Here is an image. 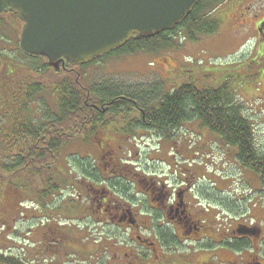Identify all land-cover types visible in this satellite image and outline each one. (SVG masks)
Segmentation results:
<instances>
[{"label": "rangeland", "instance_id": "rangeland-1", "mask_svg": "<svg viewBox=\"0 0 264 264\" xmlns=\"http://www.w3.org/2000/svg\"><path fill=\"white\" fill-rule=\"evenodd\" d=\"M217 12H219L218 16H222L221 25L214 35L199 37L193 42L184 40L183 35L173 36L175 46L161 49L156 53L140 51L128 55H113L85 67L73 66L68 75L60 72L53 75L48 72L45 73L46 87H48L47 83L55 86V83H60L63 79L71 80V83L75 80L83 91L85 88L91 89L95 85L103 86L106 83H113L128 92L157 86L161 90L160 97H162L190 79L197 86L207 88L226 85L235 95L234 101L244 106L243 113L252 124L254 143L259 151L264 152V34L258 40L255 30L264 21V0L253 2L229 0L226 4L220 5ZM243 13H246L244 19H239V14ZM3 23L5 22L1 21V24ZM0 28L5 32L1 35L7 40L6 43L0 41L1 56L4 60L18 63L22 58L15 52L17 33L1 26ZM8 86L0 87L1 102L8 105L5 107L0 103V144L6 135L3 128L10 118L8 114L11 116L12 111L16 112L11 130L14 128L13 125H18L22 121V117H26L25 112L18 110L19 105L11 101L13 94L11 95L10 92L16 87L12 85L8 89ZM21 93H16V96H21ZM57 100L58 95L56 96L52 89L46 90L42 101L44 107L36 105L33 108L34 104L31 108L34 109L36 117L40 118L46 111H55ZM34 122L36 123L37 120ZM114 137L115 135L109 131V139H111L109 141L113 144ZM129 140L128 143L123 144L124 147H121L123 168L127 171L131 170L126 168L130 167L129 165L137 168L139 167L137 165H143L147 157L148 165L153 166L152 162L149 163L152 156L155 157L151 152L159 146V138L155 132L141 129ZM115 144L117 147L120 143L116 141ZM83 150L84 148L79 144H67L61 150L63 163L66 164L61 171L65 176L75 175L71 177L74 183L75 180L78 183L89 181L83 180V177H86L84 175L88 174L90 168L76 164L93 165L90 159L83 158L85 154L80 153ZM159 155L165 157L166 164H170L166 166L162 163L165 171L160 170L163 172L160 173V177L172 186L169 190L184 185L191 189L194 186L200 190L202 187L208 192L216 191L220 201L218 210H221L218 218L228 219L222 222L224 225H232L234 222L232 218L238 217L240 218L238 221H249L264 230V190L260 185L259 177L242 167L236 159L235 149L227 147L219 137L201 127L196 118L177 128L172 133V139H162ZM70 162L74 168L70 166ZM6 163L8 160L0 158L1 165ZM99 163L103 166L104 161L99 160ZM57 164L55 167L59 171ZM76 171H79L77 175ZM55 172V168L46 172V184L43 187L38 185L36 175L34 177L27 175L28 184H25L21 178L14 176L8 179L7 174L0 171L1 253L27 264H112L111 253L106 250V246L114 240L105 236L108 232H112L113 224L108 231L98 223L90 222L83 211L78 217L69 213L62 214L60 207H64L69 201L83 204V209L85 206L88 207L86 204L90 202V196L88 197L90 188L82 185V189L78 191L71 185H62L61 189L60 186L56 189L57 183L55 184L53 179ZM180 180L183 183L179 184ZM101 186L98 187L100 191L104 188ZM213 186L215 189H212ZM38 190L41 191L39 197L36 195ZM194 192L195 190L191 191ZM90 195L93 197L92 193ZM122 196L124 197L123 194ZM75 198L79 200L76 201ZM126 199L134 201L130 192ZM29 201L40 202L43 209ZM14 202L21 206L17 211L19 209L22 212L16 217H14L16 210ZM25 207L27 209H24ZM134 209L135 207L132 210ZM135 210L140 212L137 208ZM24 211L29 220L23 217ZM218 212L216 211L215 214ZM86 214L88 215L89 212L87 211ZM244 215L247 217L241 218ZM13 217L14 219L11 220ZM34 217H37V221ZM141 218L139 217V220ZM147 221L149 222V218ZM53 229L62 235L64 247L52 246L51 235L47 234ZM124 236L127 239L126 232ZM142 236L148 238L145 234ZM132 245L141 246L136 239L133 240Z\"/></svg>", "mask_w": 264, "mask_h": 264}, {"label": "flooded vegetation", "instance_id": "flooded-vegetation-1", "mask_svg": "<svg viewBox=\"0 0 264 264\" xmlns=\"http://www.w3.org/2000/svg\"><path fill=\"white\" fill-rule=\"evenodd\" d=\"M253 1L250 0V2ZM245 14H239V19H244ZM10 16L3 15L1 19L8 21ZM9 23L11 25V22ZM255 30L257 36L261 38L264 34V22ZM3 39V36H0V41ZM64 71H68V69ZM39 72L43 73L40 70ZM30 74L33 76L30 77ZM25 75L26 88L20 80H11L10 82L16 89L10 94L16 96V93L22 92L23 95L27 89L26 92L31 91L33 96L31 99L27 98L26 109L20 108L25 112L26 117H22V121L18 125H13L14 128L11 130V123L15 119L6 120L7 124L3 128L6 135L0 144V158L11 162V166L14 165L15 158L23 160L25 167L22 171L17 172V175L12 172L6 174L8 179L15 176L21 178L25 184H28L27 175L30 174L26 167L36 162L39 172L37 174L38 185L44 187L46 184V171H44L45 119L44 116L36 117L31 106L35 104L33 108L36 105L44 107L42 101L45 98V76L44 74L36 75L34 71L28 73L25 71ZM2 82L0 81V85ZM22 100L23 98H20L17 105L20 106ZM35 120H37L36 123ZM101 135L99 133L96 137L98 139L96 152L100 154L99 159L104 161L103 166L101 165L104 173L100 174L99 181H92L96 183L95 185L89 183V179L88 182L83 181L82 183L75 180V183L79 185L80 189H82V185L88 186L90 194H93V197L88 195L91 199L89 197L88 207H84L83 211L89 221L98 223L108 231H110L111 224L114 226L112 232H108L105 236L117 239L106 246V250L111 253L112 264H264V230L249 221H238L240 219L238 217L232 218L234 221L232 225L235 224V226L224 225L222 222L226 219L224 220L220 216L218 218V215L215 214L220 203L216 191L208 192L192 186L195 192L191 193L193 190L184 185L169 190L172 187L169 186L171 184H167L165 179L160 177V173H163L161 171H165L162 165L165 163V157L160 156L159 153H151L155 156H152L149 161L153 166L148 165L147 157L143 165H137L139 167L132 169L126 167L131 169L127 171L121 165L122 145L115 148V145L107 137L105 139ZM115 138L125 144L132 136L122 135L118 132ZM88 153L90 152L84 151V154L88 155ZM56 163H53L54 167H49V170L52 168L56 170L54 182L63 174L62 171H57ZM168 165L170 164H166V166ZM31 176L34 177V175ZM181 183H183L182 180L179 184ZM101 185L104 187L102 191L98 188ZM123 186L134 189L133 202L126 199L129 191H126ZM31 191L33 192V190ZM212 195L214 197H211ZM37 196H41V191H37ZM27 200L29 199L27 198ZM134 207L140 212L132 210ZM143 210L145 211L143 212ZM16 212L20 211L14 210V217L17 216ZM139 217L144 218L139 220ZM243 217L245 215L241 216V218ZM27 220L29 219L27 218ZM86 220L88 219L86 218ZM125 232L127 239L124 236ZM49 234H51V241L60 238L56 236L55 229L50 230ZM143 234L148 238L142 236ZM133 238L141 246L132 245ZM146 239L147 241H145ZM52 246L60 248L64 247V243L59 239Z\"/></svg>", "mask_w": 264, "mask_h": 264}, {"label": "trees", "instance_id": "trees-1", "mask_svg": "<svg viewBox=\"0 0 264 264\" xmlns=\"http://www.w3.org/2000/svg\"><path fill=\"white\" fill-rule=\"evenodd\" d=\"M224 1L226 0H199L182 22L171 31L163 32L151 38L136 39L133 37L125 45L104 56L103 59L113 55H128L140 51L156 53L161 49L175 46L173 36L183 35L184 40L193 42L199 39V37L214 35L219 30L222 17L217 15L219 12H217L218 10L216 11V8ZM9 15H11L15 23L20 24L15 14L12 13ZM0 26L13 32L11 27L5 23L1 24V20ZM0 33L4 34L5 32L0 28ZM15 49V52L21 58L25 59V61L20 59L18 63L8 60H5L7 63L3 62L0 69V78L3 81L1 86L5 85L4 88L7 85H13L10 82L11 80H20L25 84L26 88L25 71L27 73L34 71L36 75L44 74L45 76V73L48 72L55 75L43 59L30 58L23 55L18 49V44H15ZM100 60L101 58L95 62ZM95 62L88 63L85 66ZM39 70L43 71V73L39 72ZM32 76L30 74V77ZM9 86L8 89H10ZM44 86L45 93L46 90H51V84L47 83L48 87H46V78L44 80ZM26 91L27 89L21 96L12 95L11 97L15 101V105L19 103L18 100L20 98H23V102L18 107L19 111H21L20 108L26 109L27 98L31 99L33 96L31 91ZM54 91L58 93L59 97V101L55 105V111H46L44 115L46 128L44 171L46 172L56 161L58 162L56 164L60 172L63 165L66 166L62 159L64 157L61 156V150L65 145L79 144L81 148L89 145L87 149L95 148V152L88 153L92 156L90 160L93 162V165L75 163L90 168L88 174L84 175L86 177H83V180L88 181L89 179V183H93L92 181L98 180L100 174L103 173L101 164L99 163L100 154L96 152L98 141L96 137L99 133H106L110 129L111 131L113 130V134L120 132L122 135L129 134L132 136L138 130L143 129L149 132H155L157 137L170 139L172 133L183 123L196 118L201 127H204L210 133L219 137L227 147H233L235 149L236 159L239 164L259 177L260 185L264 190V152L259 151L254 143L252 124L250 119L246 118L243 113L244 106L234 101L235 95L232 93V90L227 89L226 85L207 88L206 86H197L190 79L182 83L179 88L160 97L161 90L157 86L128 92L113 83H106L103 86L95 85L93 88L83 91L75 83V80L71 83V80L63 79L60 83H55ZM1 101L2 96L0 95V103H2ZM4 106L8 107V105ZM3 110L8 114L6 109L3 108ZM15 115L16 112L12 111L11 116L8 114V117L10 119L16 118L14 117ZM102 136L106 139L104 135ZM84 151L85 149L80 151V153L82 152L84 154ZM22 162V159L15 158L13 166L8 161V163L0 165V170L4 173L12 172L16 174L24 169L25 165ZM29 165L26 167L30 171L29 173L37 176L39 174L37 171L38 164L35 162ZM70 166L74 168L71 162ZM78 170L82 172L81 169ZM79 171H76V175ZM72 176L75 175H67L65 177L62 174L60 178H57L55 182V184L57 183L55 185L56 189L59 186L61 189L62 185H71V187H75L79 191L80 187H78L79 185L77 183L72 182ZM114 183L116 182L114 181ZM93 184L95 185L96 183ZM123 188L128 191L127 187L123 186ZM75 199L76 201L79 200L77 198ZM33 203L37 207L40 206L43 208L40 202ZM14 205L16 209L21 207L17 202H14ZM82 205L75 201H69L64 207H60L59 210L62 214L69 213L78 217L85 209H83ZM15 214H22V212H16ZM55 234L60 237L59 239L62 238V235H59L60 233L56 229ZM47 235L49 236L51 234ZM59 239L56 241L52 240L51 244L54 245ZM0 264L27 263L0 253Z\"/></svg>", "mask_w": 264, "mask_h": 264}, {"label": "water", "instance_id": "water-1", "mask_svg": "<svg viewBox=\"0 0 264 264\" xmlns=\"http://www.w3.org/2000/svg\"><path fill=\"white\" fill-rule=\"evenodd\" d=\"M198 0H0L22 22L19 49L58 71L178 25Z\"/></svg>", "mask_w": 264, "mask_h": 264}]
</instances>
